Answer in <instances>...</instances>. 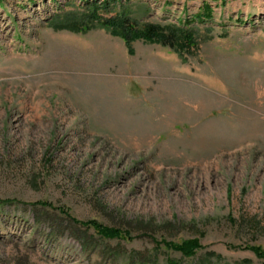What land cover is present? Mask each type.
<instances>
[{"label": "rangeland", "instance_id": "1", "mask_svg": "<svg viewBox=\"0 0 264 264\" xmlns=\"http://www.w3.org/2000/svg\"><path fill=\"white\" fill-rule=\"evenodd\" d=\"M96 1L0 0V264H264V0L98 12L186 26L206 4L184 54L52 28Z\"/></svg>", "mask_w": 264, "mask_h": 264}, {"label": "trees", "instance_id": "2", "mask_svg": "<svg viewBox=\"0 0 264 264\" xmlns=\"http://www.w3.org/2000/svg\"><path fill=\"white\" fill-rule=\"evenodd\" d=\"M121 0H105L102 3L92 2L87 4L86 12L80 14V20L71 19L68 17L54 16L51 19V26L55 30H66L72 33H86L92 29H103L109 32L113 37L120 38L127 47L132 42L142 41L149 44H158L167 47L178 54L185 52L191 53L197 48L196 44V31L187 29V25L191 22H204L211 20V9L208 5L204 4L200 14L188 20L186 26L180 25H166L160 26L156 24H147L143 26L137 25L135 19L130 18L126 13L118 14L113 18H102L98 12L108 10L109 6L113 3L120 2ZM188 1V0H187ZM41 207H49L46 203H38ZM76 225H83L91 227L102 239H119L124 234L118 229L106 228L95 221L87 223H78L71 220ZM125 236V235H124ZM165 247L172 251L178 252L184 258L194 257L196 251L201 248L199 241L196 239L183 241L180 244L164 243ZM254 254L264 260V251L258 247H251ZM248 264L247 262H245ZM168 264H178L171 260Z\"/></svg>", "mask_w": 264, "mask_h": 264}, {"label": "bare ground", "instance_id": "3", "mask_svg": "<svg viewBox=\"0 0 264 264\" xmlns=\"http://www.w3.org/2000/svg\"><path fill=\"white\" fill-rule=\"evenodd\" d=\"M176 93V92H175ZM174 95V94H173ZM117 102V101H116ZM113 104V103H112ZM117 104V103H116ZM115 107V106H114Z\"/></svg>", "mask_w": 264, "mask_h": 264}]
</instances>
